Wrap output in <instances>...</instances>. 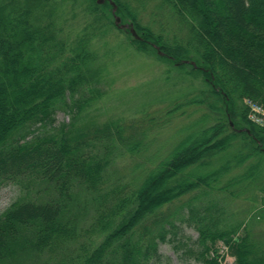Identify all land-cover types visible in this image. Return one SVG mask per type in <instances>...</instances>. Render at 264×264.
Wrapping results in <instances>:
<instances>
[{"label": "trees", "instance_id": "1", "mask_svg": "<svg viewBox=\"0 0 264 264\" xmlns=\"http://www.w3.org/2000/svg\"><path fill=\"white\" fill-rule=\"evenodd\" d=\"M76 1L0 0V187L20 190L0 214V264H172L160 246L182 217L166 208L198 189L203 196L186 204L183 220L199 231L195 259L264 264L262 173L245 172V158L234 175L233 163L218 164L240 135L264 153V130L247 119L244 104H264V0H151L155 15L178 18L185 36L164 34L158 21L145 26L143 0H112L142 37L126 30L132 45L189 67L186 74L206 86L178 96L163 119L144 110L147 120L116 118L75 131L57 124V114L78 120L106 95L92 42L100 28H119L108 18L111 4L87 0L91 24L72 32L68 7ZM189 107L202 115L177 130L171 149L114 175L117 160L138 157Z\"/></svg>", "mask_w": 264, "mask_h": 264}, {"label": "rangeland", "instance_id": "2", "mask_svg": "<svg viewBox=\"0 0 264 264\" xmlns=\"http://www.w3.org/2000/svg\"><path fill=\"white\" fill-rule=\"evenodd\" d=\"M110 1L112 0H104L101 5L105 3L108 5ZM87 2V0H77L74 2L75 9L71 6L68 7L67 18L69 23L72 24L70 30L74 33L83 32L91 24L89 13L86 10ZM133 4L135 5V3ZM143 4L145 9L141 12L140 18L145 26L152 24L151 21H158L156 23L160 27L162 25L164 30L162 31L161 28L157 27L158 25H150L155 32L162 31L164 34H179L182 36L187 34V29L178 18H172L164 10L156 16L155 14L158 11L155 10V4L151 0H143ZM117 16L121 18V24L130 25V22L123 19L120 14H117ZM108 18L115 23V16L111 18L108 14ZM109 26L111 29H106L103 33V28H100V31L97 30L95 39L92 42L105 68L102 82L107 92L106 95L90 111L77 116L78 120L73 119L72 114L60 111L57 114V124L74 125L75 127L71 129L76 131L83 130L89 125L106 123L116 118L128 121L140 118L147 120L144 110L148 114L158 117V119H163L165 118V111L170 106L169 104L178 99V96L186 94V92H196L206 86L201 76L195 78L193 75L186 74L185 71H190L189 67L184 70L177 69L167 61L160 59L155 51H139L136 45L130 43V35L126 33V29L112 27L111 24ZM127 31L130 30L127 29ZM194 110V107L185 108L183 109V111H186L185 115L172 118L169 122L170 127L162 131L161 135L154 137L151 144L146 145L147 147H144L141 153H137L138 157L131 159L127 156L124 159L117 160L113 167L114 175L117 177L125 176L128 168H134L137 162L144 161L145 156L151 155L150 152L153 153L154 150L162 153L165 148L166 150L171 149L174 140L178 137L177 130L187 125L192 126V123L201 117L202 113ZM243 141L245 142L244 145ZM224 155V158L223 154L219 156V159H223L218 164L222 165L221 162L227 161L233 163L228 174H237L243 167L235 166V164H238L237 159L245 158V161H247V165L244 166L245 172L252 166L257 167L259 172L262 173L261 177L264 178V153L257 150L256 144L250 138L245 139L244 135H240ZM127 181L128 179L122 182L120 180V183H126ZM259 184H261V181H259ZM199 192L202 191L200 189L192 191L166 208V212H175L182 217L177 222L176 236L174 233H170L171 241L160 246L164 258L169 259L172 264H203L195 259L200 249V246L196 244L199 231L196 229L194 222H183L184 218H187L184 217L186 204L190 203ZM19 194L20 190L15 185L7 184L0 187V214L18 199ZM218 195L221 198L223 193H218ZM257 195L259 193L255 192L254 197L256 198ZM202 196L203 192L200 194V197ZM205 198L209 201L210 196ZM241 200V198L235 200V209L241 207ZM192 203H195V201L192 200ZM244 212L243 210L242 213ZM242 213L239 212L237 216L243 217L245 213ZM225 262L232 264L234 258L227 257Z\"/></svg>", "mask_w": 264, "mask_h": 264}, {"label": "built area", "instance_id": "3", "mask_svg": "<svg viewBox=\"0 0 264 264\" xmlns=\"http://www.w3.org/2000/svg\"><path fill=\"white\" fill-rule=\"evenodd\" d=\"M249 118L258 126L264 128V105L253 101H247Z\"/></svg>", "mask_w": 264, "mask_h": 264}, {"label": "water", "instance_id": "4", "mask_svg": "<svg viewBox=\"0 0 264 264\" xmlns=\"http://www.w3.org/2000/svg\"><path fill=\"white\" fill-rule=\"evenodd\" d=\"M103 2H104V0H97L98 4H102ZM111 4L113 6V13H114V16H115V24L117 26H119L120 28H129L131 34L133 35V37L136 40H142V37L137 33V31L135 30L133 24H130V25L121 24V18L116 15L117 5L113 1H111ZM160 54L162 55L163 53L160 52ZM231 125L234 126L233 122H231ZM247 132L250 133L249 130H247Z\"/></svg>", "mask_w": 264, "mask_h": 264}]
</instances>
